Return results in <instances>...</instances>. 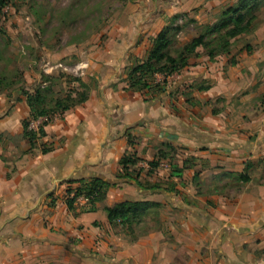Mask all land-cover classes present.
Instances as JSON below:
<instances>
[{"label": "crops", "instance_id": "crops-1", "mask_svg": "<svg viewBox=\"0 0 264 264\" xmlns=\"http://www.w3.org/2000/svg\"><path fill=\"white\" fill-rule=\"evenodd\" d=\"M236 2L175 0L165 9L212 25ZM155 9L135 10L148 19L120 25L106 48L84 53L80 77H94L95 86L85 102L47 124L32 122L46 133L34 146L23 136L25 97L0 93V264H264V183L235 189L223 177L264 156V74H235L224 68L226 59L211 62L199 48L192 74L171 75L164 86L155 77L158 92L129 89L119 68L143 60L164 28L166 15ZM255 43L238 67L264 61V34ZM107 68L111 73L101 74ZM160 151L170 169L151 172ZM129 152L138 161L128 170L146 188L117 179ZM206 174L208 184L196 181ZM96 176L115 183L106 199L94 211L82 199L69 208L67 191ZM126 200L172 205L179 214L162 216L172 222L167 230L131 242L104 210Z\"/></svg>", "mask_w": 264, "mask_h": 264}, {"label": "rangeland", "instance_id": "rangeland-1", "mask_svg": "<svg viewBox=\"0 0 264 264\" xmlns=\"http://www.w3.org/2000/svg\"><path fill=\"white\" fill-rule=\"evenodd\" d=\"M2 1L5 4L0 5V76L3 75L6 78L7 83L5 84L9 87L1 88L0 93L5 92L9 97L21 94L25 90L32 92L36 86L45 85L43 83L45 80L47 85H51L54 97H63L69 90H83L79 82L73 80L79 78L80 74H85L80 64L81 60L85 58L84 53L93 54L99 47L106 48L105 43L111 36V32L114 31L115 34L120 25L134 24L133 20L140 23L144 19H148L146 16L149 13L136 15L135 10L139 11L144 8V11L150 12L157 8L155 11L158 10L160 14L166 15L165 26H172V28L177 29L176 34L171 37L170 52L172 54H175L176 48L180 49L191 38L205 33L202 29L205 25L200 24L199 21L197 22L192 15H167L169 10L165 8L169 9L175 0ZM260 8L261 10L256 13L258 18L253 23L252 28L233 41L231 52L219 55L213 60L209 59V61L219 62L226 59L224 68L225 66L226 68L227 66L233 67L235 74L240 73V69H242L243 74H264V61L254 63L247 59L240 67L237 66L241 62L239 60L241 54L245 50L252 53L250 52L252 51L251 46H254L259 37L264 34L262 29L264 25V4ZM257 47L259 46L257 45ZM200 50L203 51L202 55L208 57L202 47ZM199 56L196 55L191 58ZM200 65L206 66L207 61H202ZM189 66L190 63L181 71L174 73L176 78H180L181 74H192L193 71ZM129 71V69L122 70L119 68L120 74H127V77ZM110 73L111 70L107 68L101 74ZM46 76L52 77L51 80L47 81ZM157 76L163 78L159 82L164 86L167 77L160 74H157ZM93 78H90L87 82L90 89L96 83V79ZM127 81L129 85V78H127ZM263 166L257 165V168L253 169V173H258L254 179L256 178L257 181H263L264 183V176L260 180ZM158 168L169 170L170 161L168 159L158 161V166L151 172ZM209 176V174L201 175L196 178V181L198 179L199 183L204 184L205 182V184H208ZM160 187L158 186V188ZM239 187L235 186V189ZM165 188L162 187L161 189ZM177 212L172 205L163 204V208L160 210L159 222L150 217L144 225L136 227L135 236L156 229L167 230L172 222L171 220L163 222L162 216L172 218V216L179 214ZM132 237L128 236L129 239Z\"/></svg>", "mask_w": 264, "mask_h": 264}, {"label": "trees", "instance_id": "trees-1", "mask_svg": "<svg viewBox=\"0 0 264 264\" xmlns=\"http://www.w3.org/2000/svg\"><path fill=\"white\" fill-rule=\"evenodd\" d=\"M5 3L0 0V5ZM264 4V0H237V2L227 7L219 16L217 21L212 25H205L202 29L205 33H201L191 38L187 43L176 48L175 54L170 52L172 46V35L176 34L177 29L172 26H165L152 40L147 55L143 60H139L129 69V89L135 91L152 90L160 91V84L155 81L157 74L168 77L181 71L188 66L189 60L192 56L198 55L197 50L203 48L206 51L210 60H213L219 55L229 54L232 50L233 41L243 34H246L253 26L257 19L255 11L260 9ZM210 37V38H208ZM175 49V48H174ZM52 77L46 76L47 81ZM73 81H78L81 89L72 91L69 90L63 97H54L51 85H47L46 80L44 84L36 86L34 91H20L25 97L26 102L30 108V118L22 122L23 136L31 142V146L35 145L37 139L46 135L44 131V124H47L57 115H62L71 108L85 102L89 97L90 86L83 81L81 77L75 78ZM6 78L0 76V91L3 87H9ZM7 85V86H6ZM19 95V94H18ZM38 119H45L42 126L38 130L31 127L32 122ZM50 148L42 149L43 152L49 151ZM164 152L160 151L158 159L151 162V167L158 166V161L164 157ZM137 158L133 154L126 153L120 160L124 171L119 174L117 179L125 182L136 184L139 188H146L137 179V176L131 175L133 171L128 170L130 166L137 163ZM257 165H264V156L257 160V162L248 161L245 164L243 172H226L223 177L229 178L234 186L249 183L254 180L253 169ZM182 169L174 170L175 173H180ZM264 176V166L262 171ZM230 182L223 185L224 187ZM110 181L101 178L93 177L90 180H82L75 190L69 189L67 191L69 197L67 198V205L72 208L74 203L80 198L88 199L87 210L94 211L97 209V203L103 202L107 196L108 187L114 185ZM151 188H158V185H153ZM74 193L73 196H70ZM163 205L151 200H136V201H122L113 204L112 206H105L104 210L107 219L111 226L118 228L127 236L134 235L130 238L131 242L138 240L151 231H147L135 236L136 227L144 225L147 219L153 218L159 222L160 210ZM155 230V229H153ZM159 230V229H156Z\"/></svg>", "mask_w": 264, "mask_h": 264}, {"label": "built area", "instance_id": "built-area-1", "mask_svg": "<svg viewBox=\"0 0 264 264\" xmlns=\"http://www.w3.org/2000/svg\"><path fill=\"white\" fill-rule=\"evenodd\" d=\"M79 199H82V200H84L85 202H87V201H88V199H87V198H85V197H80Z\"/></svg>", "mask_w": 264, "mask_h": 264}]
</instances>
